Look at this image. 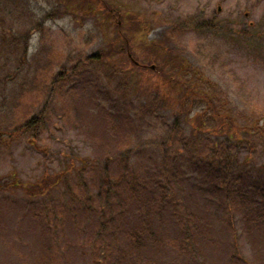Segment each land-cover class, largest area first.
<instances>
[{
	"label": "rangeland",
	"instance_id": "obj_1",
	"mask_svg": "<svg viewBox=\"0 0 264 264\" xmlns=\"http://www.w3.org/2000/svg\"><path fill=\"white\" fill-rule=\"evenodd\" d=\"M100 1L0 0V130L43 118L34 143L0 140V179L60 177L43 198L0 190V264H264L258 136L220 147L237 163L211 187L198 159L214 138L180 152L172 104L150 106L153 86L174 94L158 72L178 56L236 124L264 119V0Z\"/></svg>",
	"mask_w": 264,
	"mask_h": 264
},
{
	"label": "trees",
	"instance_id": "obj_2",
	"mask_svg": "<svg viewBox=\"0 0 264 264\" xmlns=\"http://www.w3.org/2000/svg\"><path fill=\"white\" fill-rule=\"evenodd\" d=\"M83 1L101 3L100 0ZM65 9L68 10L69 7L66 6ZM103 10L105 11L106 7ZM90 12L91 10H88L87 14L90 15ZM107 12L109 13L110 10L107 9ZM53 14L54 12L46 13L41 19V25L44 21L53 18ZM40 27L38 24L34 27V30L38 31ZM204 27L208 28L209 26L204 24ZM12 39L16 53L20 55V62H24L30 45L29 34L24 32L13 36ZM153 48L157 50L155 46ZM103 57L101 53H98L89 60L102 61ZM127 57L129 59V56ZM172 61H169V64H164V66H168V70L159 71L158 75L161 82L169 84L175 89V92L174 94L161 93L157 87L153 86L156 97L151 101L150 106L157 107L162 103L172 104L170 108L175 113L172 114L173 122L170 128L169 140L171 142L177 139L182 141L180 152L189 149L191 151L195 150L193 148L202 140L214 138L208 154H204L201 159H198V162L205 166L206 175L211 179L209 180L210 185L214 187L217 182L225 181L232 174L233 166L237 163L236 160L226 159L222 161V159H218L220 147L229 145L230 142L240 143L245 137L249 142L252 137L257 135L264 150V119L256 122L254 126L236 124L230 110L227 108L226 99L221 96L214 83L204 77L198 69L189 65L185 59L177 56ZM166 62L164 61V63ZM130 63L134 64L136 68L139 66V64L131 61ZM42 124L43 118L42 115H39L13 130H0V140L5 138L8 142H16L22 138H27L30 143H34L38 138ZM221 139L222 142H220ZM229 155L227 157H230ZM261 167L264 170V162ZM59 181L60 177L51 179L48 173H45L40 181L31 184L20 182L12 177L9 183L0 179V190L14 188L30 199H38L50 195ZM254 211L256 212L257 209ZM129 241L134 249H139L143 245L142 232L132 233Z\"/></svg>",
	"mask_w": 264,
	"mask_h": 264
}]
</instances>
